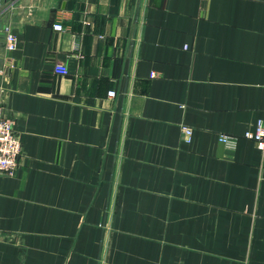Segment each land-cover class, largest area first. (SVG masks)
<instances>
[{"label":"crops","instance_id":"crops-1","mask_svg":"<svg viewBox=\"0 0 264 264\" xmlns=\"http://www.w3.org/2000/svg\"><path fill=\"white\" fill-rule=\"evenodd\" d=\"M0 107V264H264V0H1Z\"/></svg>","mask_w":264,"mask_h":264},{"label":"built area","instance_id":"built-area-1","mask_svg":"<svg viewBox=\"0 0 264 264\" xmlns=\"http://www.w3.org/2000/svg\"><path fill=\"white\" fill-rule=\"evenodd\" d=\"M54 29L63 31L64 26L61 23H57L54 25ZM5 34L7 49L13 52L17 48V37L9 27L5 28ZM56 71L63 75L69 73L68 68L62 64L56 67ZM109 97H116V92L110 91ZM188 131L189 130L185 128V132L187 133ZM245 137L253 140L257 148L264 152V120H259L256 130L254 132H248ZM220 141L226 144H232L235 138L226 134H221ZM22 159L23 146L16 130V120L6 117L3 108L0 107V175L15 176L19 170Z\"/></svg>","mask_w":264,"mask_h":264}]
</instances>
